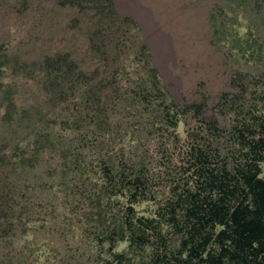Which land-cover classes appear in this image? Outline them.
<instances>
[{
    "label": "rangeland",
    "instance_id": "1",
    "mask_svg": "<svg viewBox=\"0 0 264 264\" xmlns=\"http://www.w3.org/2000/svg\"><path fill=\"white\" fill-rule=\"evenodd\" d=\"M111 1L114 18H100L87 2L0 0V46L16 65L0 73V83L15 89L17 105L12 124L1 120L0 107V205L13 208L15 229L0 231V264H115L99 238L112 219L123 218L124 200L98 203L102 159L111 155L117 166H141L155 198L135 205L136 215L157 219L167 199L196 187V148L213 166L224 163L233 170L243 159L234 127L264 116V0ZM53 54H67L91 75L92 85L118 81L103 91L113 113L100 126L106 131L94 125L59 131V119L79 120L88 113L73 98L53 112L40 109L32 117L35 124L18 120L23 107L40 100L32 63ZM150 68L177 109L201 103L200 114H184L175 128L151 126L150 111L158 101L151 95L146 106L139 85L149 83ZM222 93L229 103L221 110ZM51 119L56 122L52 136L64 143L67 158L45 150L32 168L12 169L9 150H31L33 133ZM160 230L166 248H176L180 234L168 223ZM163 246L157 239L131 253L119 242L114 252H124L136 264L153 250L167 255Z\"/></svg>",
    "mask_w": 264,
    "mask_h": 264
},
{
    "label": "trees",
    "instance_id": "2",
    "mask_svg": "<svg viewBox=\"0 0 264 264\" xmlns=\"http://www.w3.org/2000/svg\"><path fill=\"white\" fill-rule=\"evenodd\" d=\"M65 2L76 5L87 2L90 4L89 8L99 14L100 18L106 15L114 18L116 15L111 0ZM256 49L259 50V47L256 46ZM15 66L12 57L2 51L0 46V73ZM31 66V72H36L39 78L40 100L35 106L23 107L20 110L23 116L18 120L35 124L33 118L40 109L53 112L73 98L80 99V108L88 113L84 112L86 117L79 120L72 117L59 119V131H74L85 125H94L96 129L106 131L100 126L108 124L113 113L103 99L107 96L103 91L106 85L114 86L118 81L100 79V85H92L91 75L79 70L67 54L47 55ZM150 72L152 75L149 83L147 81L144 85V82H139V85L145 93L141 98L146 106L152 103L151 95L158 101L150 111L151 126L165 124L175 128L184 114L190 111L200 114L203 107L201 103L185 104L177 109L156 78L154 68H150ZM14 90L11 85L0 83V107L3 108L1 120L4 124L15 123L17 105L12 99ZM80 92L84 93L83 97L79 95ZM228 103L227 94H220L218 108H227ZM77 118L81 116L77 115ZM55 124L51 119L42 129L37 128L32 132L35 137L31 150L18 146L9 150L8 160L12 169L32 168L38 155L45 150L57 151L60 158H67L64 154L66 150H63L64 143L52 136ZM233 130L242 150V161L237 162L233 170L228 169L224 163L215 167L207 155L196 148V187L175 193L167 199L159 207L161 211H156L157 219L136 215L135 205L155 198L141 166L126 163L117 166L111 155L102 159L104 187L98 191V203L105 199L112 204L120 198L124 200L123 218L112 219L111 226L99 238V242L106 243L115 264H132L131 258L124 252H114V246L119 242H126L130 252L136 253L138 249L142 250L157 239L164 245L167 255L164 251L159 255L153 250L148 259L136 264H264V167L261 165L264 162V116L255 117L252 123L241 122ZM77 162L78 158H74L72 165H77ZM111 203L107 202V205ZM102 204H106V201ZM12 211L11 206L0 205V227L5 223L0 231L14 232ZM16 216H19L18 213ZM165 223L180 234L178 246L173 250L166 248L161 235L160 226ZM106 264H110V261H106Z\"/></svg>",
    "mask_w": 264,
    "mask_h": 264
}]
</instances>
